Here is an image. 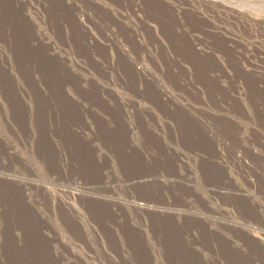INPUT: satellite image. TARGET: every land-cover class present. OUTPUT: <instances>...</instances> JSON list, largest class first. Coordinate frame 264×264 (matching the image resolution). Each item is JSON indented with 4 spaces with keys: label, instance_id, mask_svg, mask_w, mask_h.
Segmentation results:
<instances>
[{
    "label": "rangeland",
    "instance_id": "1",
    "mask_svg": "<svg viewBox=\"0 0 264 264\" xmlns=\"http://www.w3.org/2000/svg\"><path fill=\"white\" fill-rule=\"evenodd\" d=\"M0 264H264V0H0Z\"/></svg>",
    "mask_w": 264,
    "mask_h": 264
},
{
    "label": "bare ground",
    "instance_id": "2",
    "mask_svg": "<svg viewBox=\"0 0 264 264\" xmlns=\"http://www.w3.org/2000/svg\"><path fill=\"white\" fill-rule=\"evenodd\" d=\"M138 208H139V209L149 208V209L155 210V209H153L152 207H150V206H148V205H145V204H138ZM149 209H148V210H149ZM152 210H151V211H152Z\"/></svg>",
    "mask_w": 264,
    "mask_h": 264
}]
</instances>
